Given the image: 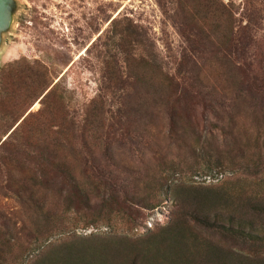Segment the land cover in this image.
<instances>
[{
  "label": "trees",
  "instance_id": "obj_1",
  "mask_svg": "<svg viewBox=\"0 0 264 264\" xmlns=\"http://www.w3.org/2000/svg\"><path fill=\"white\" fill-rule=\"evenodd\" d=\"M223 1L156 0L187 46L174 73L143 52L145 34L136 24L111 22V39L124 57L127 80L139 79L142 91L168 109L167 137L192 152L189 175L232 173L218 187L166 185L183 173L185 162L161 158L157 188L146 185L151 190L138 193L135 202L153 214L167 196L171 218L142 239L118 236L91 242L73 237L48 245L80 217H87L86 228L110 221L114 214L123 220L119 207L124 204H116L111 187L102 183L101 190L92 170L78 168L88 155L79 158L76 140L102 124L104 103L93 99L77 122L65 110L59 83L45 94L53 83L46 65L20 59L0 68V137L7 136L0 149L13 150L0 157L7 172L3 190L20 208L19 223L0 212V264H264V197L256 191L235 193L241 182L257 188L264 183V64L250 55L254 39L248 28L236 31L233 0L228 5ZM107 70V80L116 83L112 62ZM190 97L187 106L185 98ZM37 100L41 112L24 117ZM190 104L208 110L213 120L200 128ZM132 107L140 112L144 105ZM181 116L189 127L176 122Z\"/></svg>",
  "mask_w": 264,
  "mask_h": 264
},
{
  "label": "rangeland",
  "instance_id": "obj_2",
  "mask_svg": "<svg viewBox=\"0 0 264 264\" xmlns=\"http://www.w3.org/2000/svg\"><path fill=\"white\" fill-rule=\"evenodd\" d=\"M223 2L229 4L228 0ZM232 5L236 31L240 27L248 28L254 39L250 55L256 56V62L264 64V5L257 0H233ZM4 15L6 23L5 33L0 38V68L20 59L46 65L53 83L45 94L59 83L66 101L65 110L77 122L84 119L89 103L101 98L105 108L102 124H97L90 135L78 138L75 143L76 149L80 150V159H85V153L88 155L78 168L82 172L85 167L92 170V175L100 179L101 190L102 183L105 188L111 187L116 204H124L119 207L123 210V220L114 214L110 221L86 228L87 217H80L75 227L72 226L64 235L54 236L48 245L73 237L91 242L118 236L142 239L157 227L167 225L171 218L169 197L162 198L164 202L153 214L145 212L135 202L136 195L147 190L146 185L157 188L160 170L164 167H160L157 161L166 156L177 163L180 160L186 163L183 173L173 178L176 182L171 180L166 185L188 182L194 186L218 187L232 176L228 171H214L209 174L198 172L191 177L188 167L193 164L192 152L167 137L171 128L168 109L159 108L152 94L148 90L142 91L139 79L127 80L124 57L111 39L113 20L136 24L145 34L143 52L169 73L178 69L187 48L173 23L162 14L156 0H13ZM110 62L118 76L116 83L107 80ZM186 69V66L181 68L182 71ZM22 82L23 79L20 80ZM191 99L185 98L187 106ZM141 104L144 108L140 112L132 107ZM42 107L37 100L24 117L40 113ZM189 111L200 128L213 120L210 112L200 105L193 109L190 104ZM181 121L189 127L186 116L176 118L178 124ZM254 129H257L255 125ZM6 138L0 137V145ZM12 151L5 146L0 149V157L9 156ZM1 164L0 212L19 223V204L13 197L6 196L3 190L8 185L7 172ZM167 177L170 178L171 174ZM244 185L243 182L237 184L235 193L241 190L251 195L256 191L264 197V183L260 188ZM91 207L95 208L94 205ZM109 209L117 211L111 206ZM131 219L137 220L135 225L138 227L127 224Z\"/></svg>",
  "mask_w": 264,
  "mask_h": 264
},
{
  "label": "water",
  "instance_id": "obj_3",
  "mask_svg": "<svg viewBox=\"0 0 264 264\" xmlns=\"http://www.w3.org/2000/svg\"><path fill=\"white\" fill-rule=\"evenodd\" d=\"M13 1V0H12ZM11 0H0V38L5 31L3 30L6 20H5V15L4 12L6 9H10L11 7Z\"/></svg>",
  "mask_w": 264,
  "mask_h": 264
}]
</instances>
